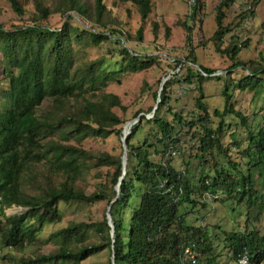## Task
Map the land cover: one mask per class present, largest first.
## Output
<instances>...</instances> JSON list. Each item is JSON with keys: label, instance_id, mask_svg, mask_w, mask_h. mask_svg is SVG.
<instances>
[{"label": "trees", "instance_id": "1", "mask_svg": "<svg viewBox=\"0 0 264 264\" xmlns=\"http://www.w3.org/2000/svg\"><path fill=\"white\" fill-rule=\"evenodd\" d=\"M9 1L17 18L9 25L0 23V68L9 81V89L0 92L7 98V106L0 110V214L14 205L26 210L20 215H4L0 221V249H23L39 240L45 223L62 221L61 203L96 204L107 200L110 204L117 191L108 194L106 184H102L87 192L77 181L86 172L88 162L94 160L96 166L110 168L107 174L115 187L122 174L123 154L86 149L82 142L88 137L105 139L113 134L122 138L125 129L131 130L127 137V174L120 197L111 209L116 228L115 264H182L185 248L193 245L199 254L198 264H217L219 257L215 255L207 224L189 223L185 208L197 206L198 197L212 192L223 194V199L244 203L248 221L257 220L264 213V191L259 189L264 187V124L256 127L252 123L263 115L264 108L247 115L236 109L234 103L236 91H264V55L261 53L258 59L240 58V37L233 33L232 23H226L227 11L237 4L240 8L235 26L252 21L261 0H221L216 6L217 28L211 38L204 33L206 0H193L192 13L180 23L187 32L185 49L188 52L185 60H178L176 64L160 55L134 51L128 45V37L123 42L115 38L127 33L114 27L112 22L108 24L105 0H94L92 4L87 0H53L51 5L46 0H26L34 5V12L28 18L20 0ZM124 1L132 2L139 9L142 25L138 39L143 41L152 0ZM73 12L91 27L83 25ZM55 14L66 17L65 22L50 24L49 18ZM165 29L170 35L166 23ZM157 30L158 25L154 24V32ZM230 33V40L223 47ZM195 37L199 38L197 44ZM109 42L115 46L113 57H122L117 69L105 65V58L78 66L82 49ZM249 42L246 39L242 45L248 46ZM210 43L226 54L230 62L226 69L229 79L216 76L225 81L222 110L210 108L204 85L212 77L203 72L214 73L217 69L201 64L197 55L199 47H208ZM165 62L166 73L171 72L172 77L163 84L160 94L159 90L153 93L156 99L158 95L161 99L155 115L149 118L145 111L137 124L129 126V119L114 111L115 107H122V101L119 95L106 91L108 84L120 82L124 74L162 67ZM238 68L242 74L235 78L233 74ZM176 83L194 87L199 93L190 118L171 103V87ZM153 108H149L150 114ZM141 112L137 111L135 117ZM229 115L239 119L237 128L245 127L247 146L239 140L237 129L231 143L224 144ZM214 117L219 120L216 125ZM145 122L153 123L152 136L135 145L132 140ZM182 129L195 130L187 146L196 148V159L213 162L214 174H202L198 189L189 169L181 170L173 164V151L185 149ZM233 148L238 150V159L231 155ZM216 152L227 156V163H221ZM37 166L46 167L45 183L38 185L37 193L30 194L24 189V180ZM30 177L31 182H37L36 176ZM137 183L143 186L140 204L132 211L126 226L125 211ZM221 231L217 239L225 238L229 242L232 261L247 248L253 260L264 262V235L258 229ZM50 239L54 243L59 241L58 252L24 257L20 264H82L107 249L111 264L112 237L107 216L98 221L73 222L53 232Z\"/></svg>", "mask_w": 264, "mask_h": 264}, {"label": "rangeland", "instance_id": "2", "mask_svg": "<svg viewBox=\"0 0 264 264\" xmlns=\"http://www.w3.org/2000/svg\"><path fill=\"white\" fill-rule=\"evenodd\" d=\"M27 13L25 18H28L34 12V5L32 1L27 2L26 0H20ZM91 4L94 0H87ZM221 0H206V6L203 10L204 14V33L207 38H211L217 28L216 23V6ZM251 1V0H245ZM53 0H46L48 5H51ZM107 6V17L110 22L113 23L114 27L123 29L127 34L124 36H114L125 41L124 37L129 38L128 45L136 50L140 54L144 55H160L165 57L170 63L176 64L178 60H185L187 50L185 49L186 43V30L180 25L181 22L187 20L193 11V0H152V12L150 13L148 21L144 24V40L140 41L138 39V30L142 25L141 14L137 5L130 1L124 0H105ZM239 5L233 6L232 9L227 11L226 23H232V29L237 36L240 37L239 44L241 43V53L240 58L245 60L258 59L260 54L264 55V0H261L258 8L257 15L251 21L250 19L245 22L243 26H235L237 23L236 15L239 11ZM75 15L78 20L85 26L91 27V24H87L84 20L80 18L75 12L71 13ZM17 18V15L10 7L9 0H0V23L9 25L12 21ZM66 17L61 14H55L49 18V23L52 25H61L65 22ZM165 23L170 27V35L166 34ZM192 23V22H191ZM154 24L158 25V30L154 32ZM106 33H110V30H106ZM196 34V32H195ZM232 33L228 34L225 39V47L230 40ZM249 39V45H242L243 41ZM199 38L195 37L194 42L197 44ZM115 50V46L112 42L102 43L97 47H90L82 49L79 55L78 66L84 65L88 61H93L101 58H105V65H110V69H117L119 67L120 61H122L121 56L113 57L112 52ZM197 55L199 62L205 66L217 69L215 75L209 76L205 81V93L209 96L208 104L213 110L215 108L223 109L225 107V97L222 94L224 88V79L220 80L216 76H224L229 79L227 74V67L230 64L229 57L216 49L214 43H210L207 47H199L197 49ZM2 55L0 54V59ZM167 64L166 62L162 67H154L148 71L128 73L120 77V82L114 81L110 82L106 88L107 92L114 93L120 96L122 101V107H115L114 111L120 114L122 117L129 119L127 122L136 118L135 113L137 111H142L141 114L147 112L149 113V108L154 107L158 101L153 93L156 90H160L162 85L161 80L165 77L169 78L171 72L167 75L166 73ZM179 69V68H178ZM172 71V70H169ZM242 74L241 69L234 71L233 76L239 78ZM3 70L0 68V92L9 89V81L4 78ZM159 92V91H158ZM171 94L173 97L172 105L175 106L179 111L184 112L189 118L191 117V111L195 108V98L198 96V92L194 87L187 85H178L177 83L172 85ZM7 98L0 95V110L5 109L7 106ZM234 103L236 109L244 112L247 115L258 112L264 108V91L255 93L254 91H236L234 97ZM166 109V108H165ZM148 110V111H147ZM172 120V117L169 116ZM218 118L214 117L213 122L216 125L218 123ZM239 122L233 115L226 117V128L227 131L223 136V142L225 145L231 143L232 134L235 129H237L239 134V140L243 141L244 146H247V132L245 127L240 126L237 128L236 124ZM130 123V122H129ZM128 123V124H129ZM252 123L259 127L264 124V113L263 115L257 116ZM127 124V125H128ZM129 126H132L131 124ZM154 128L153 123L145 122L142 126L140 132L133 138V143L135 145L141 144L146 138L152 136L150 133ZM127 129V128H126ZM126 131V130H125ZM195 130L191 129L189 131L182 129V140L185 149L179 151V155L175 156L173 159V164L184 170L189 169V175L195 187L198 189L200 186L199 178L202 174H214L213 162H204L196 159L195 154L197 153L196 148L193 149L187 146V141L190 140L191 134ZM82 146L86 149L93 151H106L111 154L119 155L123 154V143L121 137L113 134L108 138H92L88 137L83 140ZM235 147V146H234ZM238 150L233 148L232 156L236 159ZM217 158L220 162L227 163L228 158L220 152H216ZM112 169V168H111ZM45 166L36 167L33 173L27 175L24 180V189L30 194H35L39 191L38 185L44 184V171ZM110 170L107 166H96L94 160L88 162V168L86 172L81 176V179L77 181L78 185L86 190L87 192H93L96 188L100 187L102 184H106V191L108 194H112L116 191V186H113L111 179L109 178L107 172ZM113 171V170H112ZM30 176L37 178L36 181H30ZM259 189L264 191L263 186H259ZM143 192V186L137 183L134 189V197L130 202L129 208L125 211V225L128 226L130 222V216L134 208L138 207L140 204L141 194ZM224 195L220 200H210L205 196L198 197L197 206H188L185 208L187 211L186 219L189 223H194L200 226L203 221L210 224L216 223L217 218L213 213L220 211L219 216H225L226 222H230V218L236 225L245 221L247 214V207L244 203H238L234 199H223ZM206 203V207L203 204ZM202 205V207H201ZM109 204L107 200L100 201L96 204H89L87 202L72 201L70 203H61V208L63 211V219L59 223H45L43 230L39 233V240L32 241L23 249L15 248H1L0 249V264H20V260L24 257H31L38 254H51L59 251V241L56 243L50 239V235L62 229L65 226L73 222L82 221H98L102 220L106 216L107 208ZM219 207L220 209H216ZM213 209V210H212ZM246 209V210H245ZM26 209L22 206H11L5 209L4 214H0V221L5 218V216H14L22 214ZM211 210V211H210ZM209 212V213H208ZM5 215V216H4ZM212 215V216H211ZM222 225V229L230 231L229 223ZM261 225L260 227H262ZM239 229V227H237ZM264 232L261 233V235ZM213 237V235H211ZM212 239V238H211ZM212 242L215 244V252H223L224 242L220 243L213 237ZM227 262V255H222L217 263ZM53 264V263H51ZM82 264H110V250H104L90 258L86 259ZM209 264V263H207ZM222 264V263H221ZM264 264V263H263Z\"/></svg>", "mask_w": 264, "mask_h": 264}, {"label": "water", "instance_id": "3", "mask_svg": "<svg viewBox=\"0 0 264 264\" xmlns=\"http://www.w3.org/2000/svg\"><path fill=\"white\" fill-rule=\"evenodd\" d=\"M85 25V24H84ZM197 68L199 70H202V68L199 66V65H196ZM217 72H214V73H206V72H203L204 75L206 76H212V75H215ZM169 79V76L168 77H165L163 80H162V87L160 88L159 90V94L161 93V90L163 88V84ZM160 97L158 95V101L156 103V105L154 106L151 114L148 115L149 118L153 117L155 115V112L159 106V102H160ZM142 114H140L138 117L132 119L131 121H129L130 123H132L133 125L137 124L139 121H140V116ZM131 133V132H130ZM129 133V134H130ZM128 134V135H129ZM127 134H125V129H123V136H122V143H123V155H122V174L121 176L119 177V180H118V183L116 185V191H117V195L116 197L110 202L108 208H107V212H106V216H107V219H108V223L109 225L111 226V237H112V255H111V264H115V233H116V228H115V223H114V220H113V217H112V213H111V209H112V205L119 199L120 197V190H121V184L122 182L124 181L125 179V176L127 174V163H128V152H129V146H128V143H127V137H128Z\"/></svg>", "mask_w": 264, "mask_h": 264}, {"label": "crops", "instance_id": "4", "mask_svg": "<svg viewBox=\"0 0 264 264\" xmlns=\"http://www.w3.org/2000/svg\"><path fill=\"white\" fill-rule=\"evenodd\" d=\"M203 206L206 207L207 206L206 203L203 204ZM201 207H202V205H201ZM216 209H220V208L217 207ZM212 215L213 216L215 215V217L217 218V222L216 223L210 224L208 222L205 223V221H203L201 225L207 224V229L210 230V231H208L209 232V236L213 235V237L218 241L217 238L222 234V231H221L222 228L221 227L226 222V218H225V216H222V215L219 216L220 215V211H218L217 213H213ZM245 217H246L245 221L243 223L241 221L240 224H238V225H236V222H234L232 220V218H230V222H227V223L230 224L229 225L230 230L237 229V227H239V229H258L260 233L264 232V213L259 217V219L257 218V220L251 219V221H248L247 220L248 219V214H246ZM227 223H225V224H227ZM192 224L195 225L194 223H192ZM247 225H248L249 228H247ZM261 225H263V226L260 227ZM196 226H198V225H196ZM213 237L211 236L212 239H213ZM224 239H223V242H224L225 245L222 248V249H224L223 252L215 254L216 256L219 257L217 259V262L220 260V257L225 254L228 257V261L227 262L223 261L221 263L222 264H235V260L232 261V259L230 258L231 254H230V252L228 250L229 249V247H228L229 242L226 243V241ZM218 242L220 243L221 241H218ZM204 263L207 264L206 262H204ZM200 264H203V262L200 263ZM217 264H219V263H217Z\"/></svg>", "mask_w": 264, "mask_h": 264}, {"label": "built area", "instance_id": "5", "mask_svg": "<svg viewBox=\"0 0 264 264\" xmlns=\"http://www.w3.org/2000/svg\"><path fill=\"white\" fill-rule=\"evenodd\" d=\"M179 151H173V155H179ZM206 198L210 200H220L222 198L221 193H212L207 192L205 195ZM194 246V245H193ZM193 246H188L185 248L183 253V261L182 264H198V252L194 249ZM264 262H256V260L252 259L251 253L247 248H244L243 251L237 256L235 260V264H263Z\"/></svg>", "mask_w": 264, "mask_h": 264}, {"label": "bare ground", "instance_id": "6", "mask_svg": "<svg viewBox=\"0 0 264 264\" xmlns=\"http://www.w3.org/2000/svg\"><path fill=\"white\" fill-rule=\"evenodd\" d=\"M131 125L133 126V124H132V123H131ZM130 132H131V130H130L129 132H126V131H125V133H126L127 135H128Z\"/></svg>", "mask_w": 264, "mask_h": 264}]
</instances>
